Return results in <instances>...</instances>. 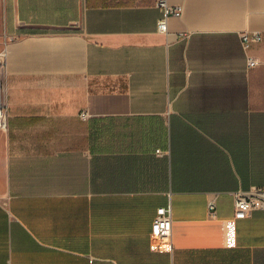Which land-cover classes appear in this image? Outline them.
I'll return each instance as SVG.
<instances>
[{"label": "crops", "instance_id": "obj_1", "mask_svg": "<svg viewBox=\"0 0 264 264\" xmlns=\"http://www.w3.org/2000/svg\"><path fill=\"white\" fill-rule=\"evenodd\" d=\"M154 2L0 0V264H264V0Z\"/></svg>", "mask_w": 264, "mask_h": 264}, {"label": "built area", "instance_id": "obj_2", "mask_svg": "<svg viewBox=\"0 0 264 264\" xmlns=\"http://www.w3.org/2000/svg\"><path fill=\"white\" fill-rule=\"evenodd\" d=\"M155 5L163 11V17L157 21V30L160 33H166V18L169 15L180 16L181 8L170 6L167 0H155ZM16 39L13 35H4L2 46L0 48V128L6 126V67H7V45ZM262 35L260 31H243L240 34V40L245 53L253 43L260 42ZM248 67L256 66L259 61L246 54ZM82 118L87 116L85 111L79 114ZM234 198V218L240 219L250 215L252 210L264 209V186H251L247 190H236L233 192ZM215 204L211 200L208 202V209L214 211ZM172 208L169 203L158 207L155 212L150 231V246L160 248L169 243L171 235Z\"/></svg>", "mask_w": 264, "mask_h": 264}, {"label": "rangeland", "instance_id": "obj_3", "mask_svg": "<svg viewBox=\"0 0 264 264\" xmlns=\"http://www.w3.org/2000/svg\"><path fill=\"white\" fill-rule=\"evenodd\" d=\"M2 41H3V33L1 28V7H0V48L2 46ZM0 145H1V136H0Z\"/></svg>", "mask_w": 264, "mask_h": 264}]
</instances>
